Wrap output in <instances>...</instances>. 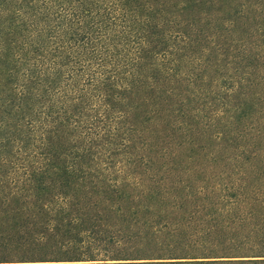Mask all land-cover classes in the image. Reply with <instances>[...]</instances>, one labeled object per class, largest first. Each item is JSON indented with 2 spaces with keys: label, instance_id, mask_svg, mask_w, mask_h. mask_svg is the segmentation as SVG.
I'll use <instances>...</instances> for the list:
<instances>
[{
  "label": "trees",
  "instance_id": "1",
  "mask_svg": "<svg viewBox=\"0 0 264 264\" xmlns=\"http://www.w3.org/2000/svg\"><path fill=\"white\" fill-rule=\"evenodd\" d=\"M0 264H264V0H0Z\"/></svg>",
  "mask_w": 264,
  "mask_h": 264
}]
</instances>
